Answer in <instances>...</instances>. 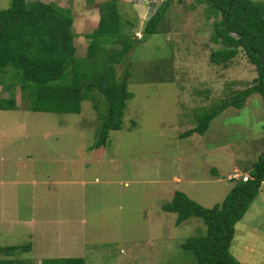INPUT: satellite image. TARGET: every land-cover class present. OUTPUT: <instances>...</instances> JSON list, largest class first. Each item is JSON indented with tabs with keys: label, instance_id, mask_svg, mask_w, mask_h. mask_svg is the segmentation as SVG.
Returning a JSON list of instances; mask_svg holds the SVG:
<instances>
[{
	"label": "rangeland",
	"instance_id": "rangeland-1",
	"mask_svg": "<svg viewBox=\"0 0 264 264\" xmlns=\"http://www.w3.org/2000/svg\"><path fill=\"white\" fill-rule=\"evenodd\" d=\"M39 1L70 8L76 33L83 35L96 28L99 5L109 0ZM162 1L121 0L119 11L131 22L134 39L142 37ZM10 5L0 0V9ZM214 20L198 0H176L159 33L133 42L122 128L110 131L100 149L93 148L100 121L91 101L82 103L79 114L30 111L31 98L8 73L18 108L0 111V157L9 182L0 189L11 200L0 206L6 225L0 223V247L30 244L31 251L17 257L23 264L68 258L85 264H196L181 245L204 234L206 225L192 217L177 226V215L163 206L180 191L214 207L237 182L232 176L249 177L264 151L259 94L242 108H226L203 135L180 137L196 127L198 115L256 77L242 51L225 67L209 61L222 47L212 41ZM86 44L75 41L77 56H85ZM124 70V64L116 66L119 78ZM2 87L0 98L7 99ZM230 252L241 264H264V182L235 225Z\"/></svg>",
	"mask_w": 264,
	"mask_h": 264
},
{
	"label": "trees",
	"instance_id": "trees-1",
	"mask_svg": "<svg viewBox=\"0 0 264 264\" xmlns=\"http://www.w3.org/2000/svg\"><path fill=\"white\" fill-rule=\"evenodd\" d=\"M94 0H87L91 3ZM176 0H163L146 21L142 37L131 35V22L119 11L121 0L99 5L97 27L84 34L87 42L84 57L77 56L74 45L73 14L70 8L39 0H11L8 8L0 9V85L9 93L0 98V111L15 110L14 90L5 77L13 74L15 86L32 100L33 112L79 114L82 103L91 101L100 121L93 148L106 145L109 132L122 128L129 77L126 60L133 42L159 33V27ZM181 2L182 0H177ZM206 12L214 16L212 41L222 47L213 50L209 61L225 67L241 51L254 67L256 77L251 85L220 100L197 117L196 127L180 137L203 135L211 121L228 107L242 108L253 94L264 103V2L253 0H198ZM124 64L122 78L116 66ZM21 93V94H22ZM23 97V96H22ZM25 101L24 97L22 98ZM105 108L99 107V102ZM236 180L221 203L206 208L176 191L165 212L177 215L176 225L197 217L206 225L204 234L187 239L181 247L194 256L196 264H241L230 252L235 225L247 213L264 182V151L249 172V178ZM31 251V245L0 247V264H23L17 257ZM44 264V263H42ZM61 264H85L82 258L64 259Z\"/></svg>",
	"mask_w": 264,
	"mask_h": 264
},
{
	"label": "crops",
	"instance_id": "crops-1",
	"mask_svg": "<svg viewBox=\"0 0 264 264\" xmlns=\"http://www.w3.org/2000/svg\"><path fill=\"white\" fill-rule=\"evenodd\" d=\"M98 24V23H97ZM97 27V26H96ZM77 28V25H75V20H74V17H73V26H72V31H73V33H74V35H75V37H74V40H73V42H74V45H75V41L76 40H78L79 38H82V40L84 41V43L86 42V39L84 38L85 36H84V34L83 35H78V33H76V29ZM89 33V32H88ZM86 34V33H85ZM87 45V44H86ZM75 47H76V45H75ZM87 48V47H86ZM76 49H77V47H76ZM3 111V110H2ZM1 158V157H0ZM4 162V160H2V158L0 159V164H2V163ZM6 164L5 163H3L2 165H0V187L2 188V189H5L4 188V186L6 185V184H8L9 182H7L8 180H6L4 177V173H3V169L4 168H6V166H5ZM12 183H14V181H11ZM0 191H1V189H0ZM1 195L4 197V198H2V199H0V206H3L4 204H8V201H9V204H10V202H11V200H5V196H6V194L5 193H3L2 191H1ZM15 203V202H14ZM14 203H11L12 205H14ZM2 215V213L0 212V216ZM0 223L1 224H3V227H5L6 225L4 224V222H2V220H0ZM6 223V222H5ZM15 223H17V221L15 222ZM0 224V225H1ZM13 225V224H12ZM14 226V225H13ZM12 229H14V228H12ZM12 229H10V231L12 230Z\"/></svg>",
	"mask_w": 264,
	"mask_h": 264
},
{
	"label": "built area",
	"instance_id": "built-area-1",
	"mask_svg": "<svg viewBox=\"0 0 264 264\" xmlns=\"http://www.w3.org/2000/svg\"><path fill=\"white\" fill-rule=\"evenodd\" d=\"M232 178H240V175L238 174V173H235V175L234 176H232ZM243 178V180L244 181H246L249 177H246V176H244V177H242Z\"/></svg>",
	"mask_w": 264,
	"mask_h": 264
},
{
	"label": "clouds",
	"instance_id": "clouds-1",
	"mask_svg": "<svg viewBox=\"0 0 264 264\" xmlns=\"http://www.w3.org/2000/svg\"><path fill=\"white\" fill-rule=\"evenodd\" d=\"M141 38V37H140Z\"/></svg>",
	"mask_w": 264,
	"mask_h": 264
}]
</instances>
